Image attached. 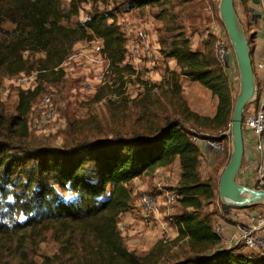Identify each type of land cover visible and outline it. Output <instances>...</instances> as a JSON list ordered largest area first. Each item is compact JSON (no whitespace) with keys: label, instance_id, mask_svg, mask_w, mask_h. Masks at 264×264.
I'll use <instances>...</instances> for the list:
<instances>
[{"label":"trees","instance_id":"16d2710c","mask_svg":"<svg viewBox=\"0 0 264 264\" xmlns=\"http://www.w3.org/2000/svg\"><path fill=\"white\" fill-rule=\"evenodd\" d=\"M84 1L70 0L66 10L61 0H0V78L34 73L37 82L34 89L19 90L13 126L27 127V116L44 84L63 81L61 66L79 42L102 39L109 69L117 74V80L124 81L125 74L135 75L132 67L122 65L126 39L115 23H108L106 14L95 11L71 23ZM239 1L247 10L249 0ZM155 2L161 0L136 3ZM6 23L13 27H5ZM216 42L217 37L209 33L194 49L183 31L175 34L161 51L164 57L176 60L180 71L167 69L158 85L141 82L142 96L131 104L112 102L104 123L96 117L77 120L75 127L82 140H75L69 148L37 149L24 152L23 158L8 159L4 154L8 146L0 144V177L13 189L6 194L7 189L0 186V193L15 197L16 203L11 205L32 224L48 222L56 225L67 241L90 243L99 264H264V253L240 254L224 246L213 212L208 210L217 198V186L214 178L201 175L202 152L196 143L200 138L194 131L228 130L234 108L226 68L216 56ZM181 77L199 82L217 97L214 117L191 109L182 94ZM107 87L115 90L118 86L101 88ZM156 89L159 91L154 92ZM95 99H100L99 95ZM92 131L100 138L89 140ZM218 137L213 139H227ZM176 158L181 168L176 202L181 211L167 221L175 228L176 237L171 242L160 239L140 255L127 249L118 229L119 219L132 207L130 182L152 176ZM15 184H19L18 191ZM176 246L179 252L172 251Z\"/></svg>","mask_w":264,"mask_h":264},{"label":"rangeland","instance_id":"374dc122","mask_svg":"<svg viewBox=\"0 0 264 264\" xmlns=\"http://www.w3.org/2000/svg\"><path fill=\"white\" fill-rule=\"evenodd\" d=\"M252 1V0H251ZM63 8L66 10L69 7L70 0H61ZM137 0H85L81 5L80 14L78 17H73L71 23L77 20H84L88 15L95 11L103 12L107 15L108 22L111 24L109 17L123 19L128 16L137 23L145 24L149 29V35L155 45L159 46V55L161 62H164V57L161 47L167 46L171 42L173 36L180 31H183L187 37L192 41L191 43L202 44L209 33L214 34L217 38L227 35L224 24L219 14L220 0H161L154 4L139 6ZM237 12L244 30L250 38L251 24L249 20L248 11L245 10L239 0H235ZM115 19V22L116 20ZM251 19V18H250ZM117 25V24H116ZM7 28H12L10 23L4 24ZM250 43H253L251 41ZM166 49H168L166 47ZM163 58V59H162ZM160 62V61H159ZM123 65V64H122ZM125 66V65H124ZM237 68V66H236ZM229 68L226 70L229 81L232 87V96L234 104L239 92V73L238 68ZM156 70L142 67L137 76H130L125 74L124 81L110 78L107 81L112 84H105L113 86L116 83L115 90L101 88L104 85H96L93 93L82 92L79 71L76 70L77 76L65 77L62 82L54 84H44V88L33 102L32 108L27 116V127L13 126L12 118L17 115L16 107L18 104V92L21 89H34L37 85L36 76L34 73H20L13 77L0 78V144L8 146L4 154L7 158H23L24 152L34 151L43 148L61 149L71 147L76 141L82 140L79 135L80 131L76 130V121L96 117L101 122H106L110 117V109L112 102H126L131 104L143 94V86L141 82H148L150 84H160L163 80L149 79L147 73ZM136 72V71H135ZM232 76L229 77V73ZM161 75L164 76L162 73ZM122 76V77H123ZM117 80V81H115ZM199 83V82H198ZM200 84V83H199ZM204 89V86L200 84ZM122 87V90L118 88ZM118 89V90H116ZM155 90L154 92H158ZM46 95H52L57 111L56 119L51 123H44L42 120V105L41 100ZM100 99H95L98 96ZM185 98V94L183 95ZM156 109V108H155ZM135 112L136 109L132 108ZM158 113L160 110L158 109ZM231 124L229 129L222 133H214L209 130L200 132L194 131L199 136L201 142L209 138L219 135V139L227 138L224 143V148L227 152L220 154L214 149L210 155V147L203 156L207 159V163L201 161V175L203 177H212L217 186V198L214 200L213 207L209 206L212 213V219L216 222V229L219 226L223 227L224 238L222 240L224 246L232 247L235 253L257 255L248 246L240 229L249 225L251 217L253 222L258 226L257 234L264 238V203L250 205L246 208H238L235 206H225L218 195V186L220 175L230 158V140H231ZM87 132V130L85 131ZM213 136V137H212ZM97 138L94 131L88 132V139L93 141ZM205 143V142H204ZM207 155V157H206ZM213 158V161H212ZM220 158V159H219ZM216 162V166L212 171L209 165ZM213 163V164H214ZM19 171V169H16ZM178 177L177 167H171L169 174H162L158 170L153 173L151 179L152 184H149V191H139L136 198L141 195H149L157 198L155 192H165L175 194V184ZM149 178L148 182L151 180ZM0 186L5 187L6 194L12 193V185H9L6 178L0 177ZM151 180V182H152ZM240 184L257 188L253 181L246 179L241 173L237 177ZM135 189L139 188V181H134ZM19 184H15V190L18 191ZM155 186V187H154ZM14 188V187H13ZM154 190L155 192H153ZM152 191V192H151ZM66 197H70L66 193ZM15 197L4 195L0 193V264H99V258L92 249L90 243H81V241L70 240L67 241L63 236L61 230L54 224L48 222H40L32 224L27 220V216L19 211V208L11 205ZM164 200H167L165 197ZM158 203L159 200L157 199ZM14 203H16L14 201ZM166 206L174 214H179L181 207L179 203L173 202ZM159 208V207H158ZM174 215H164L162 217H155L151 215L152 224L146 226L152 234L146 233V230L133 229L135 233H130V228L127 229L124 225L123 218L119 219L121 223L118 224V229L122 235L123 241L127 249L134 250L140 255L149 252L150 249L160 239L171 242L176 236V230L171 225L164 221V217L170 219ZM31 223L32 225H30ZM149 223V221L147 222ZM133 239V242H132ZM176 246L172 251L179 252ZM261 255V254H260Z\"/></svg>","mask_w":264,"mask_h":264},{"label":"built area","instance_id":"2783aa9c","mask_svg":"<svg viewBox=\"0 0 264 264\" xmlns=\"http://www.w3.org/2000/svg\"><path fill=\"white\" fill-rule=\"evenodd\" d=\"M109 19L110 22L117 24L126 39L123 65L132 67L136 71L134 76L138 75L142 67H149L148 69L151 67V70H154L155 64L160 58V47L155 45L153 40H151L148 27L143 23L135 22L130 16L123 19L114 17H109ZM115 19H117L116 22ZM82 43L81 47L73 49L61 68L65 72V77L73 76L78 68L84 66L83 55L85 53L91 54L94 57L96 66L91 72L92 75L83 77L81 81V91L89 94L95 91L97 84H112L107 79L116 78L117 76L115 72L109 69V65L107 67L104 66L103 69H99L97 65L99 63L97 59L102 62H109L103 50L102 39L96 38L92 41H83ZM215 52L218 60L225 66L226 70L228 67L232 69L237 66L234 51L227 35L217 38ZM252 64L258 86L256 97L246 105L243 112L244 158L239 174L242 172L244 177L252 180V184H255L257 188H264V55L257 60L252 59ZM229 75L231 77L230 73ZM41 105L43 122H53L57 117V111L52 95L44 96L41 100ZM198 140L200 139H197L196 143ZM203 141L220 154H223L225 150L223 142L210 139ZM165 197L167 200H164V202L167 205L175 203L178 196L176 193L174 195L166 193ZM139 203L147 216L155 214V211L159 207L157 198L146 194L141 195ZM253 220V217H251L250 222H248L249 225L242 227L240 230L242 239L253 250L259 249L263 251L264 238L256 233L258 231V223L256 224ZM216 231L221 240H223V227L219 226Z\"/></svg>","mask_w":264,"mask_h":264},{"label":"crops","instance_id":"0c3cea01","mask_svg":"<svg viewBox=\"0 0 264 264\" xmlns=\"http://www.w3.org/2000/svg\"><path fill=\"white\" fill-rule=\"evenodd\" d=\"M264 0H260L259 4H254L251 0H249V3L247 5V11H248V15H249V22L251 24V35L252 36V41L253 43H250V47H251V51H252V59L253 60H257L258 58H261L264 55ZM251 18V19H250ZM250 35V36H251ZM192 41V40H191ZM82 42L77 43L73 49L75 48H79L82 46ZM192 47L194 49H197L198 47H200L199 43H194L192 44ZM163 59V58H162ZM99 61V63L97 64L99 66V69H103V67H107L110 62L108 61H100L99 59H97ZM160 61V62H159ZM156 62V66H155V70H156V74L154 75V71H151L148 74V78L150 79H156V80H161V78H163L164 76L161 75L162 73L165 74L166 70H170V71H175V72H179L180 69L177 66V62L175 59L173 58H166L164 59V62H161V60H159ZM83 62H84V66L81 68H78L77 70L79 71V77H87L92 75L91 72L94 70L95 68V63H94V57L89 54V53H85L83 55ZM108 62V63H107ZM147 68V67H146ZM149 68V67H148ZM235 70L233 69L232 71H236V67ZM151 69V67H150ZM233 72H231V76L233 78ZM237 75V74H234ZM77 74L75 73L74 77H76ZM181 84H182V94L186 95L185 99L187 100L189 106L191 107V109L201 115L204 116H208V117H214L216 112H217V105H218V99L217 97L213 96L212 92L205 88L204 89L200 86V84L196 81H191L185 77H181ZM197 144L199 145L201 152L204 153V155L208 152L206 151L207 148L210 149V155H212V152L214 149H212L211 146L205 144L204 142H201V140L197 141ZM207 157V155H206ZM207 163V159L205 158V156H201V161H203ZM220 159V158H219ZM213 161V158H212ZM214 163V162H213ZM209 165L210 170L212 171L214 169V167L217 165L216 162L214 164ZM208 164V163H207ZM171 167H177L178 169V177L176 180V184L180 179L181 176V168H180V161L179 158H176L175 161L173 162V164L168 165L166 167H162L160 169H158V172L160 173H164V174H169L170 168ZM201 169V168H200ZM242 173V172H241ZM240 173V174H241ZM149 178L151 179V175L149 176H141L138 178L133 179L130 184L133 187V200H132V207L131 209L123 214L121 216V218H123L124 220V225H126L127 229L130 228V233L133 234L135 233L133 231V229L139 230L140 228L142 230H146V233L148 234H152L153 232L150 231L149 229H145L146 226L152 224V219L151 215L149 214L148 216L145 214V212L142 210L140 203H139V197L136 198L137 194L139 193L137 190L139 191H149V184L153 183V180L151 182H148ZM139 181V188L135 189L134 181ZM175 184V185H176ZM155 187V186H154ZM143 189V190H142ZM153 192H155L154 190H152ZM151 191V192H152ZM158 196L157 199L159 200V208L155 211V217L158 218L162 217L164 215H177L174 214V210L172 211V209L170 210L168 208V206H166V203L164 202V198H165V192L163 194V192H159L157 190V192H155ZM213 204H210L209 206L213 207ZM208 206V209H210ZM149 221V223H147ZM164 221H168L167 218L164 217ZM168 223V222H167ZM121 223H119L120 226ZM242 229V228H241ZM240 229V230H241ZM176 236V235H175ZM133 242V239H132ZM254 253H257L258 255L263 254L264 250H252Z\"/></svg>","mask_w":264,"mask_h":264},{"label":"water","instance_id":"95a60500","mask_svg":"<svg viewBox=\"0 0 264 264\" xmlns=\"http://www.w3.org/2000/svg\"><path fill=\"white\" fill-rule=\"evenodd\" d=\"M252 2L259 4L260 0H252ZM219 14L234 51L240 81L230 122L231 154L220 175L218 195L225 206L246 208L264 203V188L249 187L237 181L244 158L243 112L246 105L256 97L258 84L252 64L249 38L239 18L235 0H220Z\"/></svg>","mask_w":264,"mask_h":264}]
</instances>
